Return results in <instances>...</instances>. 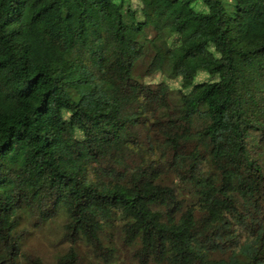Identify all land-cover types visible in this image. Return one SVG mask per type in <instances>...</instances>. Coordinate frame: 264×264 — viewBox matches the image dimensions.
Masks as SVG:
<instances>
[{
	"label": "trees",
	"instance_id": "trees-1",
	"mask_svg": "<svg viewBox=\"0 0 264 264\" xmlns=\"http://www.w3.org/2000/svg\"><path fill=\"white\" fill-rule=\"evenodd\" d=\"M30 2L0 0V264H48L25 245L57 222L51 264H264V0L232 1L243 54L227 0H79L99 63L61 0L29 19ZM177 6L205 17L196 34L158 26ZM210 47L231 83L252 68L244 135L208 83L173 86L174 56Z\"/></svg>",
	"mask_w": 264,
	"mask_h": 264
},
{
	"label": "rangeland",
	"instance_id": "rangeland-1",
	"mask_svg": "<svg viewBox=\"0 0 264 264\" xmlns=\"http://www.w3.org/2000/svg\"><path fill=\"white\" fill-rule=\"evenodd\" d=\"M61 1L73 14L71 21L66 25L68 32L70 34L81 33L85 39L83 45L76 47L78 54H89L96 63H99L102 59V52L98 46L92 45L90 41L98 35L105 36V33L102 29L95 30L91 28L87 22L79 19V0ZM96 1L101 3V9H107L110 11L115 9L117 3V0ZM232 1L233 0H227L226 2L229 5L230 16L232 19V36L237 50L243 54L244 50L251 42L246 38H243L240 34L236 24L237 19L232 13ZM41 7V3H39L38 0H31L27 17L30 19L41 9ZM204 18L205 17L202 15H198L196 18L191 9L177 6L170 16L158 20V26L163 27L164 25L169 24L174 28L179 23L190 21L189 30L192 34H196V29L198 28V25L203 22ZM200 51L192 55L174 56L173 61L178 65L179 76L173 83V86L179 88L180 83L185 81L190 85L195 83H208L209 90L215 92V96H212V104H223L235 131L239 135H244L247 132V128L253 123L252 115L246 108V98L254 87L253 77L249 75V71L252 72V68L240 70L238 73L239 78L236 79L235 83H231L232 81L227 76V67L224 64L228 54L222 48L217 49L214 47ZM241 63L242 68H245V65L247 64L254 67L252 60L249 59H247V63ZM15 66L16 65H14V67ZM226 85L228 89L225 88ZM108 107V102L102 97L93 98L89 104V109L94 112H104ZM170 113L171 117L176 119L182 116L183 111L181 109L173 108L170 110ZM60 234L61 225L58 222L55 223L52 230H49L48 228L42 231L35 230L32 237L26 243L25 250L38 254L46 263L51 264L55 261L58 255L63 254L67 249L66 245H59L57 242L60 238Z\"/></svg>",
	"mask_w": 264,
	"mask_h": 264
}]
</instances>
